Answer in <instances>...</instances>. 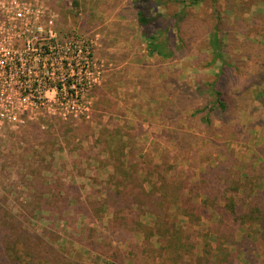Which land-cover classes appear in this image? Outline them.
I'll return each mask as SVG.
<instances>
[{
    "label": "rangeland",
    "instance_id": "374dc122",
    "mask_svg": "<svg viewBox=\"0 0 264 264\" xmlns=\"http://www.w3.org/2000/svg\"><path fill=\"white\" fill-rule=\"evenodd\" d=\"M41 1L65 41L80 43L73 56L80 91L77 101L49 95L25 128L0 140V264H191L199 255H220L221 242L231 264H264L263 228L242 226L223 209L234 198L236 212L246 214L264 192V123L258 101L246 107L241 99L264 89V0H198L186 10L183 1L193 0H160L146 11L155 18L149 30L171 26L174 41L176 26L186 32L181 57L167 62L147 56L134 0ZM216 26L231 73L221 61L201 66ZM216 78L232 111L225 124L218 115L208 129L191 114L215 98L191 89ZM167 109H176L171 118ZM163 179L197 192L187 196L199 222L176 218L177 199H163L167 227L175 222L192 244L175 254L165 248L163 219L127 205L115 213L120 190L150 191ZM20 229L30 243L19 240Z\"/></svg>",
    "mask_w": 264,
    "mask_h": 264
},
{
    "label": "trees",
    "instance_id": "16d2710c",
    "mask_svg": "<svg viewBox=\"0 0 264 264\" xmlns=\"http://www.w3.org/2000/svg\"><path fill=\"white\" fill-rule=\"evenodd\" d=\"M198 0H193L192 2L186 3V1H183L185 10L189 7L190 3L191 5L194 4ZM160 0H134L133 5L137 13V19L138 23L141 25V30L144 36L145 40V50L146 54L149 57H158L162 61H172L174 59H178L181 57L180 51L182 50L181 46L183 42V35L186 33L185 30L182 28V26H176L178 30V35L180 37L179 41H174L170 34H171V26H163L162 28L156 30V32H152L149 30V24L153 21H155V18H148L146 16V11H148L149 8L154 7L159 4ZM201 41L200 47L202 46ZM208 46L210 48V52L207 55H204L202 57V60L207 59L206 64H201L202 67H211L217 62L221 61V68L223 70V73H225V69H228V73L232 72L233 64H231L227 58H225L226 51L223 49V33L219 26H216L215 28L211 29V31L208 33ZM206 54V53H203ZM202 55V54H201ZM222 73V74H223ZM221 74V76H222ZM220 78V77H219ZM219 78H216L213 82H209L206 84H196L193 89H191V93L193 91L194 95H197L199 97H208L212 98L214 97V101L211 103H207L202 108H197L193 110L191 117H196L199 122L206 126L208 129L214 128V121L217 119L218 115L223 116V124H225V120L228 119L232 107L228 104L225 94L221 88L219 89L218 83ZM185 97L184 93H181L178 95V99L181 100ZM244 101L247 102V106L249 107L252 104V100L255 102L258 101L259 103V115L258 120L264 123V89L262 91H256L253 96H245V98H241ZM178 105H182V103H179ZM168 110V109H167ZM168 110L165 114L167 118H171L170 111ZM176 113L182 117L180 114L181 111H176ZM178 116V117H179ZM177 117V118H178ZM183 118V117H182ZM126 164H133V162L128 161ZM133 167V166H132ZM219 172L220 178L224 179L225 174L222 173L221 170H217L216 173ZM163 184L161 186H156L152 190L147 191L143 187L140 188H133L126 192H123V190H120L118 192V196L121 197L119 199L116 197V202L114 205H116L115 213H123L126 209L124 205H127L129 208L134 206L137 210L148 212L151 214H154L159 220H162L159 222V225L162 227V233L163 237L167 240H165V248L171 251L172 253H178L179 251H187L190 246L192 245L190 243V238L184 234V231L182 228L177 226L175 222L171 224L172 228H168L166 223L168 222V219L166 217L167 212V205L164 202L163 199L168 197H173L177 199V205L174 206L176 211V218L178 214L189 216L190 218L195 219L196 221H200V213L196 206L192 204L191 196H187V192H191L194 194L195 189L194 188H186L183 186L177 187L175 189L171 188V184L169 183V180H162ZM239 190V189H238ZM55 191V190H54ZM57 192H60V190H57ZM154 192L159 193L161 192V196H156V199L154 198ZM197 193V192H196ZM221 193V188L216 189L215 196L218 200V197ZM59 194V193H58ZM195 195V194H194ZM258 200L250 202L249 210L246 214L239 215L236 212L237 205L235 202H233V199L226 200L223 209L226 208L232 213L234 216H239L240 221L242 222V226L245 224H249L250 228L255 227H262L259 232L261 237H264V192L257 195ZM135 204V205H133ZM214 208L217 209V205H214ZM118 207V208H117ZM131 209V208H130ZM123 218L124 216H120ZM120 218V219H121ZM115 219H119V216H115ZM132 223L136 225V227H141V223L138 219H131ZM129 225V224H126ZM260 229V228H259ZM258 231V230H257ZM21 235H19V240H22L23 244L26 245V243H30L31 239H25L23 235L27 234L26 230L20 229ZM9 242V240H8ZM222 245L218 247L219 254L221 255H214V258H211L207 254L199 255L196 258L191 259V264H231L234 263L235 258L233 257V254L229 251L228 248L223 247V242H221ZM0 247H3L2 244H0ZM6 248V246H4ZM241 248V245L239 249ZM165 249V250H166ZM183 254V253H182ZM179 257V258H178ZM178 261H181L183 258L182 255L178 254ZM178 263V262H176Z\"/></svg>",
    "mask_w": 264,
    "mask_h": 264
},
{
    "label": "built area",
    "instance_id": "2783aa9c",
    "mask_svg": "<svg viewBox=\"0 0 264 264\" xmlns=\"http://www.w3.org/2000/svg\"><path fill=\"white\" fill-rule=\"evenodd\" d=\"M41 2L0 0V140L6 131L25 128L49 95L78 100L80 84L73 71L80 43L65 41Z\"/></svg>",
    "mask_w": 264,
    "mask_h": 264
}]
</instances>
